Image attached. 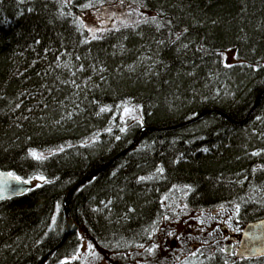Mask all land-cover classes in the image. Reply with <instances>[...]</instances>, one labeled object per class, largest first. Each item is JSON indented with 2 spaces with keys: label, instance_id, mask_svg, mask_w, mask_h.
I'll list each match as a JSON object with an SVG mask.
<instances>
[{
  "label": "trees",
  "instance_id": "16d2710c",
  "mask_svg": "<svg viewBox=\"0 0 264 264\" xmlns=\"http://www.w3.org/2000/svg\"><path fill=\"white\" fill-rule=\"evenodd\" d=\"M111 1L0 0V170L46 179L0 200V264H36L66 221L42 264H80L83 237L142 264L176 198L220 224L166 264H264L234 227L264 217V0H115L146 14L87 38L81 13Z\"/></svg>",
  "mask_w": 264,
  "mask_h": 264
},
{
  "label": "rangeland",
  "instance_id": "374dc122",
  "mask_svg": "<svg viewBox=\"0 0 264 264\" xmlns=\"http://www.w3.org/2000/svg\"><path fill=\"white\" fill-rule=\"evenodd\" d=\"M145 14V11L139 10L135 6L119 4L118 1L112 0L97 8H93V5L90 4L81 13V19L82 25L87 31V38H92L108 29L133 24L142 19ZM222 55L225 64H233L239 61L235 48L223 50ZM122 119L141 121V115L134 105H126L122 110ZM45 154L47 153L44 151L38 152L39 156ZM30 181L32 186H38L44 183L46 179L35 176ZM166 208L168 212L153 231L150 243L145 247V252H141L143 257L146 256V259L141 262L142 264H166L165 257L174 256L179 251L185 250L186 246L193 247L194 243V247H196L197 242L208 237L213 228H218L216 224H220L216 214L186 210L180 198H176L174 203L169 204ZM219 217L222 218L220 215ZM244 225L234 221L235 231L241 233ZM223 229L225 231L224 227ZM224 245L228 247V242H225ZM103 253L83 237L76 256L80 259V264H109ZM147 257L149 261H147Z\"/></svg>",
  "mask_w": 264,
  "mask_h": 264
},
{
  "label": "water",
  "instance_id": "95a60500",
  "mask_svg": "<svg viewBox=\"0 0 264 264\" xmlns=\"http://www.w3.org/2000/svg\"><path fill=\"white\" fill-rule=\"evenodd\" d=\"M260 94L257 95V97L254 101V104H253L252 108L249 110L248 114L251 113L252 110L257 106V104L259 102ZM205 112H207V111H204V112L196 115L195 117H192L191 119L184 121L182 123H179V124H176L173 126L163 127V128H169V129L170 128H176V127H180L184 124L191 123V122L197 120L199 117H201ZM229 120L234 122V123L241 122V121H236V120H233L230 118H229ZM147 129H156V128L151 127V126H142L139 129V133H142L143 131H145ZM134 144H135V138L133 139V141L131 142V144L128 147L121 150L113 158H115L116 156H120L121 154L130 150L131 148H133ZM111 161H112V159H111ZM104 167H106V165L95 170L86 179L91 178L92 176H94L95 174L100 172ZM9 173H11V172L6 171V170H0V196L3 197L2 199H8V198H11L13 196L24 194L26 191H28L32 188V183L30 180H22V179L16 180L14 177H17V176L12 174V173H11L12 175L9 176L8 175ZM86 179L82 180L80 183L75 185V187H77L79 184L84 182ZM25 181H28V182L25 183ZM74 188H71L69 190V192L67 193V195H69V193ZM2 199H0V200H2ZM63 208H64L65 214H67L68 208H67L66 200L63 203ZM69 231H70L69 223H68V221H66L65 231L63 233L61 240L52 249H50L47 253H45L39 259V261H37L36 264H42L45 261V259L53 251L57 250L63 244L65 239L67 238ZM226 251H229V249L227 248ZM235 255L238 258L255 257V256L264 255V217L257 219V220L247 222L244 225V227L240 233L238 245H237L236 250H235Z\"/></svg>",
  "mask_w": 264,
  "mask_h": 264
},
{
  "label": "snow or ice",
  "instance_id": "6c2138e0",
  "mask_svg": "<svg viewBox=\"0 0 264 264\" xmlns=\"http://www.w3.org/2000/svg\"><path fill=\"white\" fill-rule=\"evenodd\" d=\"M88 5H85V7H87ZM154 19V18H153ZM32 155L35 157L36 156V153H32ZM36 158H39V157H36ZM9 176H11L12 174L11 173H9L8 174ZM16 180H19L20 178L19 177H14ZM28 181H25V183H27ZM3 197L2 196H0V199H2Z\"/></svg>",
  "mask_w": 264,
  "mask_h": 264
},
{
  "label": "bare ground",
  "instance_id": "6f19581e",
  "mask_svg": "<svg viewBox=\"0 0 264 264\" xmlns=\"http://www.w3.org/2000/svg\"><path fill=\"white\" fill-rule=\"evenodd\" d=\"M142 126H148V125H142ZM142 126H141V127H142ZM139 129H140V128H139ZM137 134H141V133H139V130H138V133H137Z\"/></svg>",
  "mask_w": 264,
  "mask_h": 264
}]
</instances>
